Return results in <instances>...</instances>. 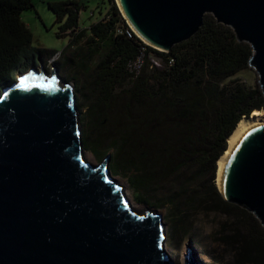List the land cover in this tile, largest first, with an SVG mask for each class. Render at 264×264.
<instances>
[{"label": "trees", "instance_id": "obj_1", "mask_svg": "<svg viewBox=\"0 0 264 264\" xmlns=\"http://www.w3.org/2000/svg\"><path fill=\"white\" fill-rule=\"evenodd\" d=\"M106 1L104 13L86 28L78 16L84 0L47 4L56 37H68L54 68L70 71L71 79L89 76L87 95L75 96L77 110H84L85 149L97 159L112 151L113 174L127 181L135 202L166 207L173 230L190 212L220 213L225 220L217 241L234 264H264V228L223 201L214 184L216 160L236 123L264 110L258 87L231 81L248 67L250 48L205 14L196 33L160 52L128 37L115 1ZM32 7V0H0V92L17 72L45 68L57 54L31 46L21 13Z\"/></svg>", "mask_w": 264, "mask_h": 264}, {"label": "water", "instance_id": "obj_2", "mask_svg": "<svg viewBox=\"0 0 264 264\" xmlns=\"http://www.w3.org/2000/svg\"><path fill=\"white\" fill-rule=\"evenodd\" d=\"M114 1L132 32L160 52L211 15L250 48L247 66L264 97V0ZM64 83L39 64L1 89L0 264H173L160 214L130 206L109 154L95 165L85 159L76 97ZM216 188L264 228V121L232 142ZM184 264H196L188 246Z\"/></svg>", "mask_w": 264, "mask_h": 264}, {"label": "rangeland", "instance_id": "obj_3", "mask_svg": "<svg viewBox=\"0 0 264 264\" xmlns=\"http://www.w3.org/2000/svg\"><path fill=\"white\" fill-rule=\"evenodd\" d=\"M63 0H32L33 7L29 10H25L21 13V20L25 23L29 29L32 41L31 46L34 48H43L45 50H51L57 52V54L46 60L45 72L49 73L53 68L58 76L61 85L64 82H68L72 86V90L75 96L82 94L87 95L89 90V84L87 86V80L89 76L84 73H77L71 75L68 70L55 69L53 66L54 61H58V53H60L68 42V37H56L57 26L54 25V14L48 9L47 4L49 2H60ZM86 8L79 12V26L86 28L91 22H94L100 18L99 12L104 13L107 8L106 0H84ZM37 60V59H36ZM159 63L158 59L152 58L150 60ZM158 65V64H157ZM38 68V66H37ZM19 73L17 72L15 78ZM63 77L66 79L64 80ZM236 79L239 83L246 88L258 87L256 72L247 67L246 69L238 72L232 79ZM87 90V91H86ZM260 115L257 119L260 122L264 121V110H259ZM78 128L81 132L82 149L85 159L91 164L95 165L99 163L101 159L95 158L89 151H87L83 145V123L85 124L83 114L84 110H77ZM112 156V151L107 152ZM110 175L120 185L121 191L124 193L129 201L130 206L139 212L145 211L147 208L153 212H157L161 216V220L164 224V241L163 248L168 254L173 264H184V258L187 246L192 253L196 264H234L232 257L230 256L229 249L220 245L217 241V233L221 227V224L225 220V217L217 212L212 211H200L190 212L184 221L181 223L180 228H172V222L170 218V212L166 207H149L146 204H139L134 201L132 196V190L129 188L127 181L121 175H114L110 169ZM214 184L215 176H214ZM184 233L186 235L184 236ZM186 261L187 257H186Z\"/></svg>", "mask_w": 264, "mask_h": 264}, {"label": "bare ground", "instance_id": "obj_4", "mask_svg": "<svg viewBox=\"0 0 264 264\" xmlns=\"http://www.w3.org/2000/svg\"><path fill=\"white\" fill-rule=\"evenodd\" d=\"M260 111L253 110L251 114L248 117L241 118L229 134V136L226 138V149L225 151L218 157L215 164V182L216 184L219 183V172L222 169L223 165L226 162V159L228 157L230 147L232 142L238 138L241 134H243L245 131H247L249 128L257 125L260 123V121L257 119L260 115Z\"/></svg>", "mask_w": 264, "mask_h": 264}, {"label": "built area", "instance_id": "obj_5", "mask_svg": "<svg viewBox=\"0 0 264 264\" xmlns=\"http://www.w3.org/2000/svg\"><path fill=\"white\" fill-rule=\"evenodd\" d=\"M125 21V20H124ZM126 23V22H125ZM126 25H127V23H126ZM128 26V25H127ZM128 28H129V26H128ZM126 34H127V36L128 37H131V35L133 34V35H135L133 32H132V30L129 28V31H127L126 32ZM136 36V35H135ZM137 37V36H136ZM138 38V37H137ZM139 39V38H138ZM139 40H141V39H139ZM142 41V40H141ZM143 42V41H142ZM144 43V42H143ZM145 44V43H144ZM154 64H156V62L155 61H152Z\"/></svg>", "mask_w": 264, "mask_h": 264}]
</instances>
